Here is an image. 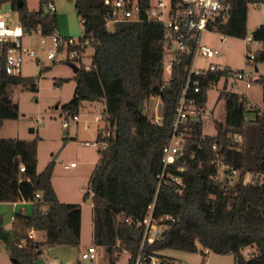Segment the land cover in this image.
Listing matches in <instances>:
<instances>
[{"label":"trees","instance_id":"trees-1","mask_svg":"<svg viewBox=\"0 0 264 264\" xmlns=\"http://www.w3.org/2000/svg\"><path fill=\"white\" fill-rule=\"evenodd\" d=\"M9 1L18 13L19 25L25 32L40 30L50 36L58 30L57 14L39 0L37 10L30 9L27 0H0V7ZM175 2L180 0H174ZM230 14L225 22H217L219 32L228 37L247 35L248 5L264 0H230ZM75 11L83 25L81 38L93 43L90 69L78 65L72 99L62 108L69 115L77 114L83 102H102L104 130L97 140L106 141V149H98L99 158L89 178L92 194V244L103 247L110 263L116 264L122 252L129 254L128 264L140 256L142 264H152V257L160 264H171L175 259L165 258L160 252L175 249L189 253L201 251L231 254L234 264H264V180L245 184V172H264V116L258 108L250 107L246 97L222 88L225 100V119L217 122L214 135L203 133V121L188 125L185 159L187 172L181 174L185 186L182 193L174 191L169 181L157 192L161 172L162 150L172 128L178 100L187 79L195 44L189 40L178 55L172 74L167 80L164 72V50L159 43L163 27L154 20L117 23L112 30L104 24L102 0H75ZM264 41V23L252 33ZM254 62H264V50L256 54ZM233 71L210 72L200 78V92L190 93L198 107L207 102L208 91ZM65 81V79L61 80ZM262 86L264 76L256 79ZM21 86L38 91L36 78L6 75L0 71V128L3 122L19 117V107L8 88ZM159 99L162 104L160 122L147 114L146 103ZM256 112L254 121L262 134V145L255 157V167L245 169L243 141L246 113ZM241 134L242 142L232 136ZM216 145V150L213 146ZM236 170L239 180L229 185L214 179L217 155ZM194 155L193 159H189ZM37 142L18 138H0V203L31 202L33 213L14 214V223L20 228L15 238L3 228L0 215V240L11 250L20 264H33L45 248L57 245L79 246L81 241L82 211L78 204L61 202L52 185L53 162L42 172L37 171ZM182 163V161H181ZM24 172L20 171L21 167ZM86 192L84 198L89 196ZM39 193L40 197L35 195ZM154 205V215H169L163 236L154 243H145L140 250L142 228L137 226ZM129 218L132 223H127ZM45 232L44 241L28 237L29 231ZM25 239L26 245L20 246ZM199 246L201 249H199ZM249 249L250 255L245 251Z\"/></svg>","mask_w":264,"mask_h":264},{"label":"rangeland","instance_id":"rangeland-1","mask_svg":"<svg viewBox=\"0 0 264 264\" xmlns=\"http://www.w3.org/2000/svg\"><path fill=\"white\" fill-rule=\"evenodd\" d=\"M57 7V33L62 37L79 39L83 35V25L75 11V0H55ZM30 9L37 10L39 0H27ZM0 15H3L11 27L19 25L18 13L11 9L9 1H5L0 7ZM264 23V3H251L248 5L247 34L250 35L256 27ZM224 36L217 31H209L205 34L203 43L219 50V54L212 59H198V66L207 67L213 62L219 66H229L234 71L247 70L251 75L252 88H245L242 82L234 89V92L248 94L246 101L250 107L258 108L264 116V101L262 86L256 79L264 76V62H249L246 56L242 39L226 36L228 48L222 42ZM45 39V44L41 43ZM53 36H42L38 30L26 35L23 43L35 51L34 58H26L22 64L21 75L36 78L38 91L33 92L21 86H9L8 90L19 107V117L3 122L0 128V138H18L28 142H37V171L42 172L45 167L53 162L52 185L61 202L78 204L81 207V241L79 246L57 245L45 248L44 252L33 264H46L47 261L57 259L61 264H109V254L103 247L97 248L95 259H84L82 253L92 244V194L89 187V178L99 157L98 148L85 145L86 141H97L98 132L105 127L102 110V102H83L79 112L78 122H72L68 127L63 126L66 119L72 115L64 112L62 106L68 103L75 90V70L73 64L65 60V54L59 53L56 59L47 58L53 48ZM94 49L88 46L82 62L78 65L91 64V55ZM38 58V62L36 61ZM256 68L258 70H256ZM165 78L170 75L165 73ZM65 79V81H61ZM232 80L227 87H231ZM225 85L224 79L215 84L207 94V105L210 115L203 118V133L214 135L217 132L216 123L225 119V100L220 97V91ZM153 107V104H152ZM147 114L153 118L156 113L162 116V104L160 100L154 102V108L146 107ZM256 112L250 110L246 113L249 120L245 125L243 151L245 154V169L255 167V157L262 145V134L259 125L254 121ZM33 129V131H31ZM98 142V141H97ZM74 162L75 166H70ZM251 175V172H247ZM89 196L84 198L86 192ZM26 211L33 213L31 202H2L0 203V215L3 219V228L12 233L15 238L20 234L19 226L14 223L15 212ZM45 232H37L34 240L44 241ZM26 245V240L19 241ZM199 249L201 247L199 246ZM207 252V251H206ZM165 258H173L185 264H234L231 254L220 255L207 252L205 255L198 251L189 253L175 249H165L160 252ZM12 252L7 245L0 240V264H15L12 261ZM129 254L122 252L116 264H128Z\"/></svg>","mask_w":264,"mask_h":264},{"label":"built area","instance_id":"built-area-1","mask_svg":"<svg viewBox=\"0 0 264 264\" xmlns=\"http://www.w3.org/2000/svg\"><path fill=\"white\" fill-rule=\"evenodd\" d=\"M229 1L230 0H180L175 2L174 0H102L104 7V24L109 30H112L117 23L140 22L145 19L154 20L162 25L163 35L159 43L164 50V72L168 73L170 76L178 60V55L185 50L187 42L192 40L195 44L192 62L188 68L187 79L181 91L173 118L170 137L162 150V169L157 175V192L160 190L162 183L167 181L174 185V191L176 193L183 192L185 183L181 174H184L188 170L186 164L187 160L185 159L186 141L189 136L187 133L188 125L200 120L203 121V118L209 116L211 112L206 105L198 107L196 98L189 94L200 92V78L207 76L210 72L228 68V66H219L213 62L209 63L207 67H200L197 63L200 57L210 60L219 54L218 49L204 44L203 40L205 34L209 31H217L220 33L217 22H225L229 18ZM46 6L51 12L57 11L55 0H49ZM38 31L40 32V30ZM32 32H25L20 25L11 27L5 17L0 15V71L3 74H21L24 60L26 58L35 57V51L23 43V38L26 35L31 36ZM50 36L54 38V50H50L47 58L53 61L59 53H64L65 60L82 62L85 49L88 46H93L89 38L75 39L73 37H62L57 32ZM242 41L248 61L254 62L257 52L264 50V41L255 39L252 34H247L242 38ZM45 42V39L41 38V43L45 44ZM222 42L227 45L228 48L231 47V44L227 43L226 36L222 38ZM36 61H39L38 58H36ZM84 67L90 69L92 65L84 64ZM251 78L252 75L247 70H233L229 72L228 77H223L221 79H224L225 83L223 88L234 91L239 82H242L245 88H250L252 85ZM230 80H232L231 87L228 88L227 85ZM158 100L159 99H152L146 103V106L153 109L154 102ZM153 120L158 123L161 121V118L155 113ZM78 121V115L73 114L71 119H66L63 122V126L68 127L70 123ZM101 129H103L102 137L110 136L111 133L104 130V127ZM232 137L237 142L243 141V136L241 134H236ZM97 141H86L85 145L97 147L98 149L107 148L106 141ZM213 149L216 150V145L213 146ZM193 158L194 155L190 156L189 159ZM212 163L216 167L214 177L216 181L226 182L232 185L241 177V170H236L225 163L219 154ZM70 166H75V163H71ZM20 171L24 172L25 168L22 166ZM263 180L264 172L251 173V175L245 172L242 179L245 184H253L255 182H262ZM35 196L39 198L40 194L37 193ZM154 205L155 203L153 202L148 208L147 215L136 223L143 231L140 250L145 243H154L156 240L160 239L167 228V222L174 220V218L169 215L155 216ZM125 220L129 224L132 223L129 218ZM28 237L34 239L35 233L33 230L29 231ZM20 246L24 245L20 244ZM245 254L246 256L250 255L249 249L245 251ZM96 257L97 248L93 244L82 253V258L84 259H95ZM151 262L152 264H160L161 260L152 257ZM46 264L61 263L55 259L47 261ZM134 264H142L140 256L136 258ZM171 264L185 263L173 261ZM201 264H205V262Z\"/></svg>","mask_w":264,"mask_h":264},{"label":"water","instance_id":"water-1","mask_svg":"<svg viewBox=\"0 0 264 264\" xmlns=\"http://www.w3.org/2000/svg\"><path fill=\"white\" fill-rule=\"evenodd\" d=\"M18 4L21 5L22 4V0H17ZM75 72L77 71V67L75 65H73ZM31 131H33V129H31ZM12 261L15 264H20L19 260H17L16 258H12Z\"/></svg>","mask_w":264,"mask_h":264},{"label":"crops","instance_id":"crops-1","mask_svg":"<svg viewBox=\"0 0 264 264\" xmlns=\"http://www.w3.org/2000/svg\"><path fill=\"white\" fill-rule=\"evenodd\" d=\"M256 28H257V27H256ZM228 67H229V66H228ZM256 70H258V69L256 68ZM250 88H252V85H251ZM244 96L248 98V94H247V92L244 93ZM206 106H208V105H207V102H206ZM98 158H99V157H98ZM97 160H98V159H97ZM96 162H97V161H96ZM72 163H74V162H72ZM23 202H24V201H23ZM15 203H17V202H14V204H15ZM21 212H22L23 214H27L26 211H21ZM15 213H16V212H15ZM15 213H14V214H15ZM12 221H14V216H13V220H12ZM34 233L36 234L37 232L34 231ZM206 253H207V252H206ZM208 253H209V252H208ZM205 264H206V263H205Z\"/></svg>","mask_w":264,"mask_h":264}]
</instances>
